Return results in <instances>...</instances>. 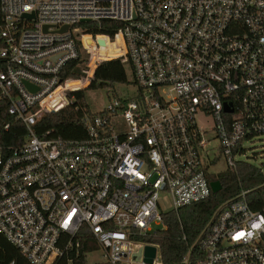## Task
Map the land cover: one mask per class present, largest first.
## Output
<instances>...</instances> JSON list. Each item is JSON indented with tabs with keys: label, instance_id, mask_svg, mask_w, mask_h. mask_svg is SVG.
Returning <instances> with one entry per match:
<instances>
[{
	"label": "built area",
	"instance_id": "2783aa9c",
	"mask_svg": "<svg viewBox=\"0 0 264 264\" xmlns=\"http://www.w3.org/2000/svg\"><path fill=\"white\" fill-rule=\"evenodd\" d=\"M105 21L121 24L114 36L86 32ZM82 59L84 75L66 79ZM114 59L130 68L135 99L86 114L83 140L37 132ZM0 91L26 129L17 145L0 144V233L9 243L30 264H57L87 229L105 264H148V246L162 264L159 245L145 240L155 226L211 199L212 179L247 163V144H264V0H0ZM199 116L213 120L227 171L210 173L214 139ZM249 194L215 209L190 251L196 264H264V213Z\"/></svg>",
	"mask_w": 264,
	"mask_h": 264
},
{
	"label": "trees",
	"instance_id": "16d2710c",
	"mask_svg": "<svg viewBox=\"0 0 264 264\" xmlns=\"http://www.w3.org/2000/svg\"><path fill=\"white\" fill-rule=\"evenodd\" d=\"M112 25V29L108 27ZM86 32L94 35L114 36L121 24L105 21L102 26L86 24ZM85 59L70 63L64 72L66 79H80L84 73ZM129 83L125 65L120 59L105 61L94 76L88 89H108L114 91L117 85ZM73 104L56 114H49L41 119L37 126L39 134L50 131L51 137L68 141L83 140L87 137V130L83 118L90 113L85 103L84 91L73 95ZM9 104L0 91V144L5 146L17 145L26 135L25 127L14 121L8 113ZM10 123L11 128L4 130ZM212 180L219 181L221 191L212 194L211 199L199 202L178 212H171L164 216L165 229L158 230L145 240L159 245L162 264H189L198 262L199 254L195 251L190 254L200 233L208 224L215 209L224 201L235 197L241 189L249 190L248 201L253 210L264 213V171L250 163L238 166L237 171H227ZM184 235L186 239H184ZM80 246L61 258L57 264H86V255L97 249L93 236L84 229L79 237ZM196 253L198 255H196ZM30 264L26 258L0 233V264ZM105 264V263H99Z\"/></svg>",
	"mask_w": 264,
	"mask_h": 264
},
{
	"label": "rangeland",
	"instance_id": "374dc122",
	"mask_svg": "<svg viewBox=\"0 0 264 264\" xmlns=\"http://www.w3.org/2000/svg\"><path fill=\"white\" fill-rule=\"evenodd\" d=\"M108 53L110 52L108 51ZM125 68L128 75L129 83L124 85H117L114 91L105 88L96 89V90L87 89L84 91L85 103L92 113H98L104 110L114 98H119L122 100L136 98V96L139 93V88L134 83L133 75L130 68L127 65H125ZM198 125L202 129L209 131V136L214 139L211 146L215 148L210 151L209 157L211 159H217L218 162L216 166L210 168V173L214 174L217 172L227 171L228 165L226 159L221 155L220 150L217 149V146L219 145V141L215 138L216 136L213 131V126H214L213 120L210 118H206L204 116H199ZM254 147H260V148L258 150L251 149ZM245 148L248 149L247 156L244 157L247 163L249 162L250 164L257 166L264 171V144H260V143L255 145L247 144ZM161 197H162L161 200L162 211L164 212L170 211L173 208L171 196H169L168 194H162ZM155 228L161 229V227H156V226ZM99 263H103V251L100 247H97L95 251H92L86 255V264H99Z\"/></svg>",
	"mask_w": 264,
	"mask_h": 264
},
{
	"label": "water",
	"instance_id": "95a60500",
	"mask_svg": "<svg viewBox=\"0 0 264 264\" xmlns=\"http://www.w3.org/2000/svg\"><path fill=\"white\" fill-rule=\"evenodd\" d=\"M26 18H33V16L31 15H25ZM67 28H65L64 30H66ZM91 42V41H90ZM101 44L104 45L105 43L103 41H101ZM28 86V84H27ZM29 87V86H28ZM30 88V87H29ZM211 188H212V192L214 194L218 193L219 191H221L222 189V185L219 181H212L211 182ZM156 247L153 246H148L146 247L145 250V262L148 264H152L154 262V258L156 257Z\"/></svg>",
	"mask_w": 264,
	"mask_h": 264
}]
</instances>
